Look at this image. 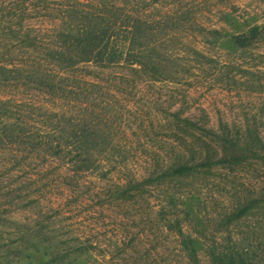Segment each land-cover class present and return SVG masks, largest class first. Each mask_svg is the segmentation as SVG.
I'll list each match as a JSON object with an SVG mask.
<instances>
[{
	"label": "trees",
	"instance_id": "1",
	"mask_svg": "<svg viewBox=\"0 0 264 264\" xmlns=\"http://www.w3.org/2000/svg\"><path fill=\"white\" fill-rule=\"evenodd\" d=\"M189 7L188 0H13L1 7L0 169L11 163L13 183L0 181V196L13 194L15 204L23 188L58 186L78 197L95 175L114 180L110 196L143 213L151 187L173 183L178 188L154 212L175 238L182 264H206L203 253L210 264H264V223H237L264 215L261 192L202 223L182 188L201 187L226 164L264 159L257 129L243 137L228 123L220 132L207 126L182 88L235 80L232 61L220 51L254 48L264 24L223 34L206 29ZM197 34L212 39L202 43ZM162 83L174 85L164 100L155 95ZM159 126L166 131L160 141L139 143L156 139ZM30 196L19 198L41 205ZM21 237L31 248L13 253L21 261L26 252L28 264H81L87 249H60L41 224ZM7 257L0 255V264H13Z\"/></svg>",
	"mask_w": 264,
	"mask_h": 264
},
{
	"label": "rangeland",
	"instance_id": "2",
	"mask_svg": "<svg viewBox=\"0 0 264 264\" xmlns=\"http://www.w3.org/2000/svg\"><path fill=\"white\" fill-rule=\"evenodd\" d=\"M188 1L190 15L199 19L206 29L217 28L221 33L228 34L254 24H264V0ZM10 5H13V0H0V8ZM197 31L195 28L193 33ZM197 36L202 43L212 39L200 34ZM206 45L216 53L210 44ZM220 54L232 61L233 71L237 73L235 80L216 82L207 79L194 81V86H182L191 92L190 110L205 114L207 126L219 132L226 128V123L230 130L238 129L243 137L249 130L257 129L264 142V39L252 49L235 51L227 47ZM157 86L159 90L155 95L164 100L174 85L162 83ZM133 96L128 95L129 98ZM138 100L142 101V98ZM173 110L174 107L169 111ZM155 133L156 139L146 136L139 143H157L155 140L160 141V136L163 137L166 131L159 126ZM0 158L2 165L5 161L1 154ZM10 164L0 169L3 185L13 183ZM86 181L88 188L83 189L78 197L58 186L44 191L34 186L23 188L16 193L15 204L13 194L0 196V246L8 245V252L2 249L0 255H8L7 260L13 264L16 261L17 264H28L26 252L21 254V261L13 252L17 246L31 248L29 242L22 240V233L28 226L41 224L48 231L52 243L60 249L85 246L86 252L80 255L81 264H135L136 261V264H142L144 259V263L148 264H182L175 238L162 228L163 223L154 212L164 194L175 192L177 186L167 183L168 186L151 187L152 190L146 194L148 209L145 207L141 213L137 204H127L121 198L110 196L114 180L92 175ZM182 188L187 191L200 222L213 223L219 214L228 211L230 204L253 190L261 192L264 198V159L253 156L240 164H226L201 187L191 188L190 191L186 186ZM25 194H31L30 198L38 197L41 207L28 203V198H19ZM41 218L45 219L44 223H38ZM237 223H264V215L249 214ZM208 238L211 239V236ZM201 257L206 264H210L204 253Z\"/></svg>",
	"mask_w": 264,
	"mask_h": 264
}]
</instances>
